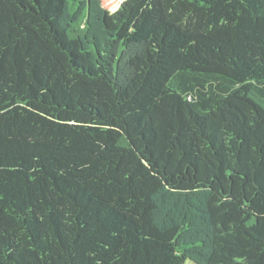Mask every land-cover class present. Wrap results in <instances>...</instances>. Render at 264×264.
<instances>
[{"label": "trees", "instance_id": "obj_1", "mask_svg": "<svg viewBox=\"0 0 264 264\" xmlns=\"http://www.w3.org/2000/svg\"><path fill=\"white\" fill-rule=\"evenodd\" d=\"M264 264V0H0V264Z\"/></svg>", "mask_w": 264, "mask_h": 264}, {"label": "rangeland", "instance_id": "obj_2", "mask_svg": "<svg viewBox=\"0 0 264 264\" xmlns=\"http://www.w3.org/2000/svg\"><path fill=\"white\" fill-rule=\"evenodd\" d=\"M185 264H194V263L191 261H186Z\"/></svg>", "mask_w": 264, "mask_h": 264}]
</instances>
